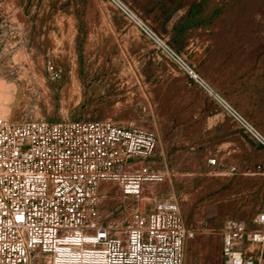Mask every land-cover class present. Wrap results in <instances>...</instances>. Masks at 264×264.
<instances>
[{"label":"rangeland","instance_id":"374dc122","mask_svg":"<svg viewBox=\"0 0 264 264\" xmlns=\"http://www.w3.org/2000/svg\"><path fill=\"white\" fill-rule=\"evenodd\" d=\"M119 1L264 135V0ZM156 45L110 0H0V83L12 87L0 117L153 133L155 152L132 168L162 179L138 196L101 182L90 219L120 237L137 213L174 200L192 232L183 264H224L227 222L251 227L264 213V148ZM245 251L264 264V243Z\"/></svg>","mask_w":264,"mask_h":264},{"label":"built area","instance_id":"2783aa9c","mask_svg":"<svg viewBox=\"0 0 264 264\" xmlns=\"http://www.w3.org/2000/svg\"><path fill=\"white\" fill-rule=\"evenodd\" d=\"M110 1L264 148V135L251 121L125 5ZM156 146L153 133L101 120L13 123L0 117V264H33L40 256L52 264H183L192 232L176 201L161 200L152 210L137 213L120 237L110 236L88 214L101 182L118 181L125 194L138 196L145 182L161 180L146 167L132 168ZM209 162L216 165L217 159ZM248 243H264V213L251 227L238 217L227 222L224 264H262L246 253Z\"/></svg>","mask_w":264,"mask_h":264},{"label":"bare ground","instance_id":"6f19581e","mask_svg":"<svg viewBox=\"0 0 264 264\" xmlns=\"http://www.w3.org/2000/svg\"><path fill=\"white\" fill-rule=\"evenodd\" d=\"M27 64V63H26ZM31 67V66H30ZM11 86L10 85H8V84H6V83H4V82H2V83H0V95L2 94V97H0V99H3L4 98V100H6L5 98H7L8 96H7V94L9 95V93L11 92ZM6 96V97H5ZM1 102H2V100H0ZM3 104V103H2ZM1 107H2V105H1ZM5 108H3V110H4ZM2 110V111H3ZM3 113V112H2ZM2 113L0 112V115H2Z\"/></svg>","mask_w":264,"mask_h":264},{"label":"snow or ice","instance_id":"6c2138e0","mask_svg":"<svg viewBox=\"0 0 264 264\" xmlns=\"http://www.w3.org/2000/svg\"><path fill=\"white\" fill-rule=\"evenodd\" d=\"M101 235H103V233H101Z\"/></svg>","mask_w":264,"mask_h":264}]
</instances>
